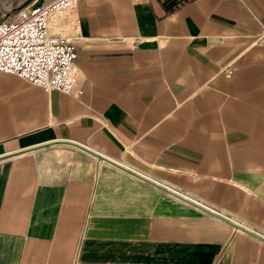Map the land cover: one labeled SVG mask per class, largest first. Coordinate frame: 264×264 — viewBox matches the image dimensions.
<instances>
[{
  "label": "crops",
  "instance_id": "1",
  "mask_svg": "<svg viewBox=\"0 0 264 264\" xmlns=\"http://www.w3.org/2000/svg\"><path fill=\"white\" fill-rule=\"evenodd\" d=\"M73 9L71 94L0 71V264H264V0Z\"/></svg>",
  "mask_w": 264,
  "mask_h": 264
},
{
  "label": "built area",
  "instance_id": "2",
  "mask_svg": "<svg viewBox=\"0 0 264 264\" xmlns=\"http://www.w3.org/2000/svg\"><path fill=\"white\" fill-rule=\"evenodd\" d=\"M185 0H180L184 2ZM77 0H50L17 8L0 21V71L14 74L46 91L73 92L77 87V49L75 39L58 22L69 17ZM74 30L80 27L73 18ZM264 44V29L257 37ZM232 68L225 69L228 77ZM177 196L188 200L182 192ZM189 201V200H188Z\"/></svg>",
  "mask_w": 264,
  "mask_h": 264
},
{
  "label": "rangeland",
  "instance_id": "3",
  "mask_svg": "<svg viewBox=\"0 0 264 264\" xmlns=\"http://www.w3.org/2000/svg\"><path fill=\"white\" fill-rule=\"evenodd\" d=\"M24 0H0V21L6 19L15 8L22 7Z\"/></svg>",
  "mask_w": 264,
  "mask_h": 264
},
{
  "label": "trees",
  "instance_id": "4",
  "mask_svg": "<svg viewBox=\"0 0 264 264\" xmlns=\"http://www.w3.org/2000/svg\"><path fill=\"white\" fill-rule=\"evenodd\" d=\"M165 3L167 6V9L170 10V9H173L177 3H180V0H165Z\"/></svg>",
  "mask_w": 264,
  "mask_h": 264
}]
</instances>
